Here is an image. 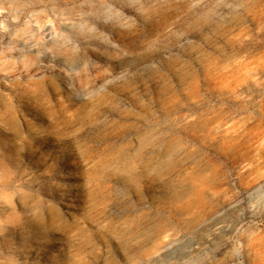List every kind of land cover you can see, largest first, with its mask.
<instances>
[{"label":"rangeland","instance_id":"374dc122","mask_svg":"<svg viewBox=\"0 0 264 264\" xmlns=\"http://www.w3.org/2000/svg\"><path fill=\"white\" fill-rule=\"evenodd\" d=\"M0 264H264V0H0Z\"/></svg>","mask_w":264,"mask_h":264},{"label":"bare ground","instance_id":"6f19581e","mask_svg":"<svg viewBox=\"0 0 264 264\" xmlns=\"http://www.w3.org/2000/svg\"><path fill=\"white\" fill-rule=\"evenodd\" d=\"M45 30L48 31L49 27L45 25ZM219 227V224L214 225L213 229L216 230Z\"/></svg>","mask_w":264,"mask_h":264}]
</instances>
